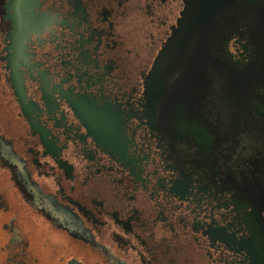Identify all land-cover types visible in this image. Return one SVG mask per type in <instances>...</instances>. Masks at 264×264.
Wrapping results in <instances>:
<instances>
[{
	"label": "flooded vegetation",
	"instance_id": "1",
	"mask_svg": "<svg viewBox=\"0 0 264 264\" xmlns=\"http://www.w3.org/2000/svg\"><path fill=\"white\" fill-rule=\"evenodd\" d=\"M187 1L0 0V264H264V79L154 94Z\"/></svg>",
	"mask_w": 264,
	"mask_h": 264
},
{
	"label": "water",
	"instance_id": "2",
	"mask_svg": "<svg viewBox=\"0 0 264 264\" xmlns=\"http://www.w3.org/2000/svg\"><path fill=\"white\" fill-rule=\"evenodd\" d=\"M244 5L249 6L250 16V40L245 46L247 60L231 62L219 54L213 57V48L226 44L217 39L222 22L241 16ZM211 66L216 67L224 82L230 80L234 102L237 96L249 94L264 79V0H188L178 27L155 61L154 94L161 96L165 83L176 79L183 90L165 94L194 96L198 79L207 77ZM6 151L3 155L11 164H21L13 153Z\"/></svg>",
	"mask_w": 264,
	"mask_h": 264
}]
</instances>
